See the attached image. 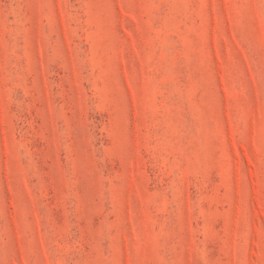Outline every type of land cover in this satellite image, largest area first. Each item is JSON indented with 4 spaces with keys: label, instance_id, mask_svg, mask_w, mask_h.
Here are the masks:
<instances>
[{
    "label": "rangeland",
    "instance_id": "rangeland-1",
    "mask_svg": "<svg viewBox=\"0 0 264 264\" xmlns=\"http://www.w3.org/2000/svg\"><path fill=\"white\" fill-rule=\"evenodd\" d=\"M0 264H264V0H0Z\"/></svg>",
    "mask_w": 264,
    "mask_h": 264
}]
</instances>
